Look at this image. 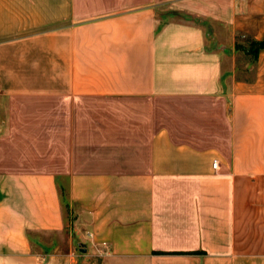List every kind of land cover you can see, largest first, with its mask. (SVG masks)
Here are the masks:
<instances>
[{"label":"crops","instance_id":"0c3cea01","mask_svg":"<svg viewBox=\"0 0 264 264\" xmlns=\"http://www.w3.org/2000/svg\"><path fill=\"white\" fill-rule=\"evenodd\" d=\"M241 36L264 0H0V264H64L65 209L101 264H264Z\"/></svg>","mask_w":264,"mask_h":264},{"label":"rangeland","instance_id":"374dc122","mask_svg":"<svg viewBox=\"0 0 264 264\" xmlns=\"http://www.w3.org/2000/svg\"><path fill=\"white\" fill-rule=\"evenodd\" d=\"M264 40V39H263ZM254 39L251 37H239L237 40V51L239 49V58H238V66L240 68V78L246 80H264V55L259 57H255L252 53L248 52L250 48L251 42ZM250 67V68H249ZM264 84V82H261ZM103 106H106L104 102H97ZM136 111V110H135ZM132 123H137V119L131 120ZM65 215L67 217V230L60 234H47L41 236L42 240L48 246H53V250L58 248V251L53 254L61 253L64 257V264H101L102 257L94 256L89 251L87 244L82 246L80 245L78 237L70 232V226L72 218L70 217L69 212L65 209ZM82 247L87 248V252L83 253L81 251ZM71 255V256H69Z\"/></svg>","mask_w":264,"mask_h":264},{"label":"trees","instance_id":"16d2710c","mask_svg":"<svg viewBox=\"0 0 264 264\" xmlns=\"http://www.w3.org/2000/svg\"><path fill=\"white\" fill-rule=\"evenodd\" d=\"M264 50V40L257 41L254 40L250 44V48L248 49L249 53H252L255 57H258L260 52ZM63 200L65 199V193H62ZM65 201V200H64ZM66 202V201H65ZM155 254H163V255H173V254H186V253H164V252H155ZM187 254H202V253H187Z\"/></svg>","mask_w":264,"mask_h":264},{"label":"built area","instance_id":"2783aa9c","mask_svg":"<svg viewBox=\"0 0 264 264\" xmlns=\"http://www.w3.org/2000/svg\"><path fill=\"white\" fill-rule=\"evenodd\" d=\"M213 166H214L215 169L218 168V161L217 160L214 161Z\"/></svg>","mask_w":264,"mask_h":264},{"label":"water","instance_id":"95a60500","mask_svg":"<svg viewBox=\"0 0 264 264\" xmlns=\"http://www.w3.org/2000/svg\"><path fill=\"white\" fill-rule=\"evenodd\" d=\"M81 246H82V244H80ZM81 251L83 252V253H86L87 252V248L86 247H82L81 248Z\"/></svg>","mask_w":264,"mask_h":264}]
</instances>
